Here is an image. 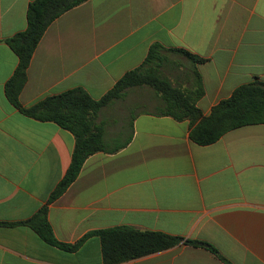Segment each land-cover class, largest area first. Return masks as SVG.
<instances>
[{"label":"crops","instance_id":"obj_1","mask_svg":"<svg viewBox=\"0 0 264 264\" xmlns=\"http://www.w3.org/2000/svg\"><path fill=\"white\" fill-rule=\"evenodd\" d=\"M32 1L0 0V264H105L96 234L67 251L19 223L47 203L76 143L56 123L22 114L5 94L18 64L6 40L27 28ZM156 43L204 60L197 64L205 88L198 106L209 115L237 87L264 80V0H88L45 32L21 103L30 107L76 88L98 100ZM171 56L186 60L178 69L169 65L178 74L193 67ZM177 80L191 86L186 77ZM156 98L152 89L136 87L100 111L108 150L89 156L49 204L56 238L72 245L126 226L182 240L119 264H225L186 240L212 245L231 264H264V124L199 145L188 120L155 113Z\"/></svg>","mask_w":264,"mask_h":264},{"label":"trees","instance_id":"obj_2","mask_svg":"<svg viewBox=\"0 0 264 264\" xmlns=\"http://www.w3.org/2000/svg\"><path fill=\"white\" fill-rule=\"evenodd\" d=\"M86 1L88 0H33L27 11V28L6 40L18 58L17 67L5 87L8 101L27 117L54 122L70 131L76 140L71 164L47 203L31 218L19 223L31 227L45 242L67 251L76 250L88 236L96 234L101 240L104 263L119 264L171 248L182 238L126 226L89 233L72 245L56 238L49 222V204L61 197L75 182L89 156L108 150L104 129L96 121L100 111L124 98L128 90L148 87L157 97L156 114L170 116L177 121L188 120L191 140L199 145H210L237 128L264 124V80L256 77L237 87L229 98L220 101L209 115H205L198 106L205 88L197 69V64L204 60L184 49L166 48L156 43L151 46L145 62L139 68L126 73L98 100L84 89L76 88L48 96L30 107L23 106L20 97L28 81L29 65L45 32L62 14ZM170 54L179 55L192 63L193 67L187 72L178 74L175 71L176 78L186 77L191 82L190 87L184 88L165 75L170 64L177 69L180 67L169 58ZM185 242L206 248L225 264H231L215 247L206 242Z\"/></svg>","mask_w":264,"mask_h":264},{"label":"rangeland","instance_id":"obj_3","mask_svg":"<svg viewBox=\"0 0 264 264\" xmlns=\"http://www.w3.org/2000/svg\"><path fill=\"white\" fill-rule=\"evenodd\" d=\"M171 59H172L173 62H178L179 64H183L184 60H185V59H182V58H178V56H171ZM165 75L168 76L171 80H173L174 83H178L179 82L177 80L176 76H175V70H173L172 67H169V68H167L165 70Z\"/></svg>","mask_w":264,"mask_h":264}]
</instances>
